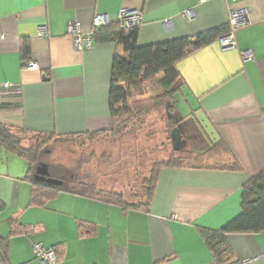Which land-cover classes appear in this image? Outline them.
<instances>
[{"label": "crops", "instance_id": "crops-1", "mask_svg": "<svg viewBox=\"0 0 264 264\" xmlns=\"http://www.w3.org/2000/svg\"><path fill=\"white\" fill-rule=\"evenodd\" d=\"M228 4L0 0V123L61 137L112 128L108 89L115 44L93 40L89 49L76 51L70 21L89 33L95 15L113 22L120 8L138 9L137 45L144 46L227 25ZM231 6L246 9L235 32L237 47L222 48L216 39L179 60L181 90L173 103L204 148L223 141L229 150L223 159L236 160L241 170L163 168L147 211L62 191L35 205L27 162L0 148V240H6L0 264H42L32 242L55 247L58 264H216L199 229L219 230L237 217L243 185L264 169V0ZM22 38H28L27 61L36 69L22 61ZM179 129L172 133L175 146ZM227 242L236 261L264 264V233H232Z\"/></svg>", "mask_w": 264, "mask_h": 264}, {"label": "trees", "instance_id": "trees-1", "mask_svg": "<svg viewBox=\"0 0 264 264\" xmlns=\"http://www.w3.org/2000/svg\"><path fill=\"white\" fill-rule=\"evenodd\" d=\"M227 31L228 26L221 25L193 36L138 46L137 26L124 27L119 22L113 21L95 30L93 40L115 44L108 89V106L112 120L110 130L80 132L61 137L54 134L41 135L13 130L0 123V148L23 158L28 164L25 179L34 186L31 204L41 205L42 199L62 191L147 211L153 197L158 174L163 168L240 171L241 167L236 160L225 161L223 159L224 155H229V150L224 142L219 140L209 143L202 153L178 151L179 155L177 156H170L167 160L155 162L149 177L143 180L145 199L138 203H127L121 193L99 191L94 184L78 180L70 169L62 165L47 163L49 176L60 180V185H48L45 182L36 181L34 178L36 168L42 162V157L46 152L45 144L54 138L77 136L97 138L101 135L123 131L151 110L165 111L166 114H169L171 107L166 102H174L181 90V77L176 69V63L191 52L224 36ZM20 47L21 58L25 62L31 56L28 38L20 40ZM167 124L171 131L170 135H172L177 127V122L168 117ZM21 134L44 138V141L35 146H26L22 141ZM206 159H214L215 164H205ZM240 207V214L221 229H199L206 249L216 264H241L234 259L232 249L227 242L228 234L264 233V169L243 185ZM5 247L6 240H0V251L3 255ZM55 251L60 259L56 248Z\"/></svg>", "mask_w": 264, "mask_h": 264}, {"label": "rangeland", "instance_id": "rangeland-1", "mask_svg": "<svg viewBox=\"0 0 264 264\" xmlns=\"http://www.w3.org/2000/svg\"><path fill=\"white\" fill-rule=\"evenodd\" d=\"M166 104L172 107L169 114L151 110L117 133L92 139L54 138L44 143L46 152L41 161L70 169L78 180L94 184L99 191L121 193L127 203L144 201L143 180L149 177L155 162L177 156L178 151L202 153L207 148L189 122L181 123L174 103ZM168 117L177 122L181 131L175 135L176 146L172 140L174 134L170 135L168 128ZM21 136L26 146L44 141L32 135ZM205 164H215L214 159H206Z\"/></svg>", "mask_w": 264, "mask_h": 264}, {"label": "built area", "instance_id": "built-area-1", "mask_svg": "<svg viewBox=\"0 0 264 264\" xmlns=\"http://www.w3.org/2000/svg\"><path fill=\"white\" fill-rule=\"evenodd\" d=\"M42 1V0H35ZM203 1V0H198ZM228 4V31L224 36L218 38V42L222 48H236V36L235 32L238 27L244 24V14L245 8L231 6L232 3H240L244 0H226ZM186 18L190 17V11L186 10L183 12ZM143 15L138 9H127L120 8L117 13L116 21L119 22L124 27H138L142 22ZM167 22V21H165ZM109 19L104 15H95L92 22V28L89 33H83L80 29V24L77 21H70L67 25L68 34L72 38V46L76 51H82L84 49H89L93 43V32L98 28L109 24ZM39 34L41 36L45 35L44 29H40ZM26 67L29 69H36L37 64L33 61H27ZM6 87H16L17 84L5 83ZM260 118L264 124V109L259 113ZM30 249L34 257H36L42 264H58V256L54 247L44 246L39 242H32L30 244ZM244 264V262H241Z\"/></svg>", "mask_w": 264, "mask_h": 264}, {"label": "water", "instance_id": "water-1", "mask_svg": "<svg viewBox=\"0 0 264 264\" xmlns=\"http://www.w3.org/2000/svg\"><path fill=\"white\" fill-rule=\"evenodd\" d=\"M34 178L36 181L45 182L48 185L54 186V185H60L61 184L60 180L51 178L49 176L48 165H47V163H43V162L38 164Z\"/></svg>", "mask_w": 264, "mask_h": 264}]
</instances>
